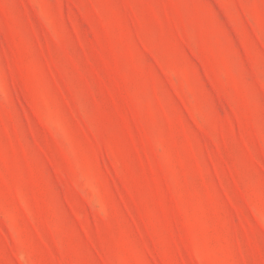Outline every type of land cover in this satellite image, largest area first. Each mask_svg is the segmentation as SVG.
<instances>
[{"label": "rangeland", "instance_id": "374dc122", "mask_svg": "<svg viewBox=\"0 0 264 264\" xmlns=\"http://www.w3.org/2000/svg\"><path fill=\"white\" fill-rule=\"evenodd\" d=\"M0 264H264V0H0Z\"/></svg>", "mask_w": 264, "mask_h": 264}]
</instances>
